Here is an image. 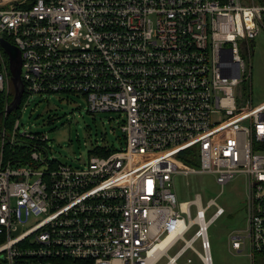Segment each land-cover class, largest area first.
<instances>
[{
	"label": "built area",
	"instance_id": "2783aa9c",
	"mask_svg": "<svg viewBox=\"0 0 264 264\" xmlns=\"http://www.w3.org/2000/svg\"><path fill=\"white\" fill-rule=\"evenodd\" d=\"M263 31L264 0H0V94H15L6 40L22 56L16 110L76 95L89 113L124 118L125 140L76 167L50 163L48 136L19 133L18 119L2 129L0 264H177L190 251L213 264L208 230L225 210L200 194L178 203L176 174L222 187L244 176L248 235L231 247L264 255V103L235 98ZM22 141L30 152L5 160V145Z\"/></svg>",
	"mask_w": 264,
	"mask_h": 264
},
{
	"label": "rangeland",
	"instance_id": "374dc122",
	"mask_svg": "<svg viewBox=\"0 0 264 264\" xmlns=\"http://www.w3.org/2000/svg\"><path fill=\"white\" fill-rule=\"evenodd\" d=\"M245 58L248 67L251 66L252 76L241 89L235 91V98L244 106L257 107L264 103V31L252 45L251 59L248 55ZM5 97L7 102L10 100L11 103L14 93L11 92ZM16 119L19 121V133L26 131L48 136L46 148L50 151V163L83 166L99 152L120 151L125 146L121 128L124 118L117 113H89L87 101L76 95H35L20 112L16 110L0 120V132L2 129L11 132ZM214 120H218V116H215ZM172 184L178 203L193 201L196 195L200 194L203 206H207L210 200H215L216 204L225 210L221 217L213 221L208 230L213 264H264L263 255L251 256L248 242L241 252L231 247L230 238L233 235H248L246 219L248 185L244 176H238L222 187L217 184L212 174L191 176L176 174ZM191 211L195 217L196 207L192 206ZM216 211L217 207L212 206L206 214L207 219ZM196 231L197 227L187 235V239ZM181 245L182 243L170 250L169 255L173 257ZM194 247L202 252L200 241H197ZM189 258L192 259V263H188ZM167 263L168 258L163 257L157 264ZM177 264L203 263L190 251L180 258Z\"/></svg>",
	"mask_w": 264,
	"mask_h": 264
},
{
	"label": "water",
	"instance_id": "95a60500",
	"mask_svg": "<svg viewBox=\"0 0 264 264\" xmlns=\"http://www.w3.org/2000/svg\"><path fill=\"white\" fill-rule=\"evenodd\" d=\"M2 47L4 48L6 54L9 57V69L11 73V82L14 87V98L10 105L6 108L5 114H10L16 110L23 98L24 95V84L22 81V56L21 51L18 47L11 44L6 40H1ZM4 113H1L0 116H3Z\"/></svg>",
	"mask_w": 264,
	"mask_h": 264
},
{
	"label": "trees",
	"instance_id": "16d2710c",
	"mask_svg": "<svg viewBox=\"0 0 264 264\" xmlns=\"http://www.w3.org/2000/svg\"><path fill=\"white\" fill-rule=\"evenodd\" d=\"M8 101L9 102H7V99H6L4 94H0V114L4 113L5 107L10 104V100H8ZM22 105H23V103H22ZM22 105H21V107H22ZM1 119H3V116H0V120ZM23 144H25L23 141L21 144L16 143L14 145L15 147L12 150H11V146L9 144H6L4 149H3V152H2L3 158L7 161L8 160L15 161L19 155H23L24 153H26V154L29 153L30 152L29 147L26 145H23ZM111 152L112 151L108 150V152L103 151V152H99V154L100 155H107ZM0 157H1V137H0ZM58 264H68V263L67 262H63V263L61 262ZM78 264H80V263H78Z\"/></svg>",
	"mask_w": 264,
	"mask_h": 264
},
{
	"label": "bare ground",
	"instance_id": "6f19581e",
	"mask_svg": "<svg viewBox=\"0 0 264 264\" xmlns=\"http://www.w3.org/2000/svg\"><path fill=\"white\" fill-rule=\"evenodd\" d=\"M174 237V234L170 235L164 242H162L158 248L163 249L170 241L171 239Z\"/></svg>",
	"mask_w": 264,
	"mask_h": 264
}]
</instances>
